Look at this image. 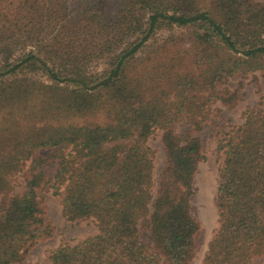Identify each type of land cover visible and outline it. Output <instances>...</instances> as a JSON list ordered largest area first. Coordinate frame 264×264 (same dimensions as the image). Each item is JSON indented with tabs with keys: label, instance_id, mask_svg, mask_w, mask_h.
Masks as SVG:
<instances>
[{
	"label": "trees",
	"instance_id": "obj_1",
	"mask_svg": "<svg viewBox=\"0 0 264 264\" xmlns=\"http://www.w3.org/2000/svg\"><path fill=\"white\" fill-rule=\"evenodd\" d=\"M254 72L264 74V1L0 0V264L22 263L53 235L38 195L47 163L64 220L98 229L49 264H190L205 160L195 134L213 105L241 101L229 82ZM180 122L188 129L176 134ZM156 131L165 159L155 183L147 140ZM217 152L218 227L202 264H255L264 110L220 132Z\"/></svg>",
	"mask_w": 264,
	"mask_h": 264
},
{
	"label": "rangeland",
	"instance_id": "obj_2",
	"mask_svg": "<svg viewBox=\"0 0 264 264\" xmlns=\"http://www.w3.org/2000/svg\"><path fill=\"white\" fill-rule=\"evenodd\" d=\"M264 1V0H258ZM166 32H160L158 36H165ZM229 89L238 88L241 101L233 108H227L219 103L212 106L210 117L202 131L197 136L202 143L205 160L200 163L193 182V196L191 197L192 215L199 222L200 228L196 234L197 249L190 264H202L207 251L209 241L212 239L218 227V214L215 207V197L218 187V169L222 163V157L217 152L219 133L237 128L243 123V113L247 109L264 110V74L254 72L246 79H232L227 85ZM188 129L185 122L176 124L174 132L183 134ZM161 132H154L147 140V146L153 151V178L156 183L164 165V150L160 141ZM50 151H43L46 156ZM56 166L47 163L44 167L45 178L48 186L38 193L46 211L47 219L52 223L53 235L39 242L27 254L20 264H49V256L59 247L73 246L87 237L98 233L96 224L92 220H78L67 222L61 212L60 198L54 195L52 176ZM14 192L22 189V180L15 181ZM141 239L150 243L148 234L141 231ZM264 262L258 259L255 264Z\"/></svg>",
	"mask_w": 264,
	"mask_h": 264
}]
</instances>
